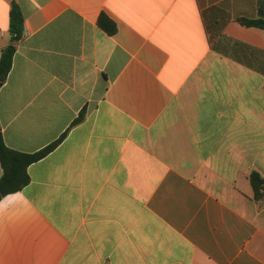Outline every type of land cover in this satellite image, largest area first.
Returning <instances> with one entry per match:
<instances>
[{
    "label": "crops",
    "instance_id": "obj_1",
    "mask_svg": "<svg viewBox=\"0 0 264 264\" xmlns=\"http://www.w3.org/2000/svg\"><path fill=\"white\" fill-rule=\"evenodd\" d=\"M13 5L3 142L66 135L0 199V264H264V29L239 21L264 0H0V54Z\"/></svg>",
    "mask_w": 264,
    "mask_h": 264
},
{
    "label": "trees",
    "instance_id": "obj_2",
    "mask_svg": "<svg viewBox=\"0 0 264 264\" xmlns=\"http://www.w3.org/2000/svg\"><path fill=\"white\" fill-rule=\"evenodd\" d=\"M239 21L245 26H255L264 29V21L246 19H240ZM98 24L109 34H112L115 30L114 24L104 15H101ZM9 32L11 44L3 48L0 54V87L11 68L12 56L15 52L14 43L21 38L23 32L22 15L14 5L10 10ZM82 119L83 112H80L71 125L79 123ZM65 135L66 133H63L57 140L37 152L22 153L8 148L3 142L0 131V165L3 170L0 177V199L9 193L20 191L27 185L29 182L27 167L53 151L61 143ZM248 180L252 189V198L256 201L264 202V178L254 171L250 173Z\"/></svg>",
    "mask_w": 264,
    "mask_h": 264
},
{
    "label": "clouds",
    "instance_id": "obj_3",
    "mask_svg": "<svg viewBox=\"0 0 264 264\" xmlns=\"http://www.w3.org/2000/svg\"><path fill=\"white\" fill-rule=\"evenodd\" d=\"M0 172H2V170H0Z\"/></svg>",
    "mask_w": 264,
    "mask_h": 264
}]
</instances>
